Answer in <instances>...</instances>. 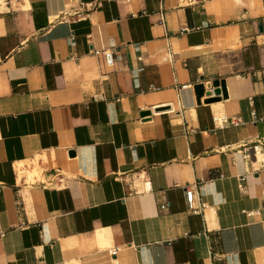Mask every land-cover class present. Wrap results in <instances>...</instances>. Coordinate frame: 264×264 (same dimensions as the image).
<instances>
[{
  "label": "crops",
  "instance_id": "0c3cea01",
  "mask_svg": "<svg viewBox=\"0 0 264 264\" xmlns=\"http://www.w3.org/2000/svg\"><path fill=\"white\" fill-rule=\"evenodd\" d=\"M263 189L264 0L0 1V264H264Z\"/></svg>",
  "mask_w": 264,
  "mask_h": 264
},
{
  "label": "built area",
  "instance_id": "2783aa9c",
  "mask_svg": "<svg viewBox=\"0 0 264 264\" xmlns=\"http://www.w3.org/2000/svg\"><path fill=\"white\" fill-rule=\"evenodd\" d=\"M3 1L4 4L9 2V0H0ZM171 53L167 52V58L171 57ZM212 118L214 121V125L215 128H222L228 124H233V123H237V121H228L227 118L225 117L224 114H212ZM256 146H253V148H255ZM244 156H248V154H245ZM61 175V171L57 170L55 172V174H53L50 177H47L45 179V182H43L41 185L44 187H54V184L56 182V180L58 179V176ZM195 191H196V185L195 184H186L185 188H184V192H185V200H186V204H187V208L189 211L191 212H199L201 205L200 204H196V198H195ZM264 192V189H263ZM166 206L164 204L160 205V209L163 210L165 209ZM110 252L112 254H116L117 249H111ZM212 264H217L220 260H221V256H212Z\"/></svg>",
  "mask_w": 264,
  "mask_h": 264
},
{
  "label": "water",
  "instance_id": "95a60500",
  "mask_svg": "<svg viewBox=\"0 0 264 264\" xmlns=\"http://www.w3.org/2000/svg\"><path fill=\"white\" fill-rule=\"evenodd\" d=\"M207 86L209 88H213L216 94H219L221 91L224 92V83L218 79H215L211 83H208ZM203 87L204 86L200 84L196 86V89L199 94L202 92Z\"/></svg>",
  "mask_w": 264,
  "mask_h": 264
}]
</instances>
